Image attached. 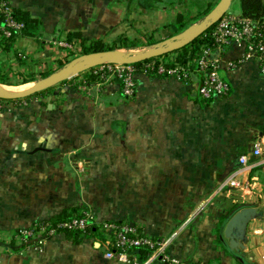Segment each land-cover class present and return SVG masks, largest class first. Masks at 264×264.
Here are the masks:
<instances>
[{"label": "crops", "instance_id": "0c3cea01", "mask_svg": "<svg viewBox=\"0 0 264 264\" xmlns=\"http://www.w3.org/2000/svg\"><path fill=\"white\" fill-rule=\"evenodd\" d=\"M8 1L38 20L34 34L0 44V86L16 91L61 69L80 40L144 52L183 44L225 2ZM233 1L227 11L242 16ZM73 32L71 50L57 44ZM244 54L241 43L225 48L219 72L229 94L210 101L197 93L198 75L139 73L128 98L117 80L77 85L92 66L20 98L0 115V236L89 208L157 241L179 229L169 252L185 264H264V75ZM242 156L256 162L243 175ZM0 264L117 263L97 242L60 233L41 249L1 237Z\"/></svg>", "mask_w": 264, "mask_h": 264}, {"label": "built area", "instance_id": "2783aa9c", "mask_svg": "<svg viewBox=\"0 0 264 264\" xmlns=\"http://www.w3.org/2000/svg\"><path fill=\"white\" fill-rule=\"evenodd\" d=\"M0 14L4 18V25H0V38H9L13 33L21 34L24 25L14 19L8 0L0 1ZM210 34L211 43L201 46L198 56L185 64L171 62L173 54H168L144 63V69L140 71H137L133 63L119 64L104 61L92 66L86 72L97 77L95 80L97 83L117 80L120 83L122 95L126 98L133 95L136 76L139 73L172 77L182 82H189L193 75H198L197 93L201 99L210 101L229 94V84L220 75L219 65L225 48L236 42L245 46L243 59L255 60L260 72L264 75L263 23L243 16L236 17L227 11L215 22ZM57 44L66 50L73 48L71 43L65 39L57 41ZM168 63L171 65L167 66ZM21 104V99L4 100L0 98V115ZM261 154L260 146L256 144L252 156L256 159ZM239 161L242 167L237 173L241 175L247 168L256 164L255 160L250 161L247 156L240 157ZM248 187V185L244 186V188ZM89 229L93 230V234L88 236L86 234L89 233ZM63 230L80 232L83 239L97 242L101 247L103 257L117 264H185L169 252V246L177 237L179 229L157 241L146 235L139 227L128 222L98 220L89 208H82L78 216L56 224L40 221L30 228L19 230L11 235L0 236V239L3 237L8 241L15 240L18 243L29 244L36 249H41L48 239L60 234ZM140 248L149 250L147 256L142 257L139 254Z\"/></svg>", "mask_w": 264, "mask_h": 264}, {"label": "trees", "instance_id": "16d2710c", "mask_svg": "<svg viewBox=\"0 0 264 264\" xmlns=\"http://www.w3.org/2000/svg\"><path fill=\"white\" fill-rule=\"evenodd\" d=\"M1 1V0H0ZM240 1V8H241V15L243 17L249 18L251 20H255L259 23H263L264 21V0H239ZM12 15L14 19L18 22L23 23L24 28L21 30V34L23 35H32L38 28V20L30 15L29 12L19 10V9H14L11 8ZM3 16L0 14V25L3 26ZM215 24L211 25L207 29H205L201 34L193 38L190 42L176 48L175 50L164 53L161 56H166L168 54L173 53V61L170 60L173 63H179V64H185L188 61L196 58L198 54L200 53V48L201 46L204 45H209L211 43V30L213 29ZM80 34L78 32H73L67 35V42L69 43H74V39H80ZM16 35L13 33L12 36L9 38H0V44L3 45V47L9 46L11 42L15 39ZM264 39V35H263ZM125 41V40H123ZM80 49H79V54L85 55L93 52H99L102 50L106 49H112L116 48L114 46L115 44L112 45H105L102 41L96 40L92 41L88 44L84 43L83 40H80ZM134 43L130 42L127 44L126 42H120V46L118 47H124L126 49H129L133 47ZM117 47V48H118ZM159 56L151 57L146 60L138 61L133 63V66L137 69V71L143 70L144 69V63L152 60H157ZM64 61L60 63V65H64ZM68 61H66L67 63ZM167 66H170L171 63L166 64ZM88 82L90 81H95L97 80V77H95L93 74H88L87 75ZM28 81L31 80H23L22 83H27ZM5 112V111H4ZM81 212V209H71L67 211H63L61 214L53 216L49 221L50 224H56L59 221L62 220H67L70 219L71 217L78 216ZM89 233L86 235L93 234V230L89 229ZM61 233L65 234L67 237L72 238L75 241H81L83 238L81 236L80 232L77 231H71V230H63ZM139 254L142 257L147 256L149 250L140 248L138 250Z\"/></svg>", "mask_w": 264, "mask_h": 264}, {"label": "water", "instance_id": "95a60500", "mask_svg": "<svg viewBox=\"0 0 264 264\" xmlns=\"http://www.w3.org/2000/svg\"><path fill=\"white\" fill-rule=\"evenodd\" d=\"M232 0H225V2L215 10V15L212 20L205 26H202L198 30L188 34L185 37H188L187 40L183 44H173L168 45V42H163L159 46L152 48L151 50L145 52L143 55L135 57L129 53H123L116 49H106L99 52H93L85 55H81L80 57H76L71 61L67 62L65 65L62 66L61 69L52 72L37 83H35L30 88L25 90L10 93L5 91L0 86V98L4 100H13V99H20L29 97L37 92H41L42 90L50 87L51 85L60 82L70 76L73 72L78 70L79 68H84L86 66L92 65L95 60L100 59L101 61L110 62V63H119V64H132L138 61L146 60L151 57L159 56L164 53L171 52L176 48L190 42L193 38L201 34L205 29L210 27L211 25L215 24V22L227 12L230 3Z\"/></svg>", "mask_w": 264, "mask_h": 264}, {"label": "rangeland", "instance_id": "374dc122", "mask_svg": "<svg viewBox=\"0 0 264 264\" xmlns=\"http://www.w3.org/2000/svg\"><path fill=\"white\" fill-rule=\"evenodd\" d=\"M237 4H238L237 0H234L231 9L234 10V8L237 6ZM263 27H264V21H263ZM57 41H60V39L57 40ZM108 45H110V44H108ZM79 49L76 47L70 53V56H69V60L68 61H71L72 59H74L76 57H80L82 55V54H79ZM112 49H116V50H118L120 52H123V53H129V54H131V55H133L135 57L141 56V55H143L145 53L144 52V49H142V48H133V49L112 48ZM158 58H160V56ZM164 60L167 61V59H164ZM100 62H103V61H101L100 59H97V60L94 61V63L92 65H89V66L84 67L83 70H85V68L87 69L88 67H91L93 65H97ZM87 75H88L87 72H86V74L82 75V77L80 79V81H82V82H77L76 84L77 85H81L82 84V85H85L86 86L85 82H83V81H87L88 80V78L86 77ZM84 76L86 78H84ZM93 82H95V81H90L88 83L91 84ZM88 83H87V85H89ZM5 89L6 90H9L10 93L11 92H19V90H21V89H17V91H16V89H11V88H5Z\"/></svg>", "mask_w": 264, "mask_h": 264}, {"label": "bare ground", "instance_id": "6f19581e", "mask_svg": "<svg viewBox=\"0 0 264 264\" xmlns=\"http://www.w3.org/2000/svg\"><path fill=\"white\" fill-rule=\"evenodd\" d=\"M5 91H8V90H6V89H4Z\"/></svg>", "mask_w": 264, "mask_h": 264}]
</instances>
